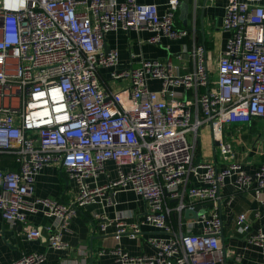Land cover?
<instances>
[{
    "label": "built area",
    "instance_id": "obj_1",
    "mask_svg": "<svg viewBox=\"0 0 264 264\" xmlns=\"http://www.w3.org/2000/svg\"><path fill=\"white\" fill-rule=\"evenodd\" d=\"M177 6L171 0L159 13L156 3L138 0H0V153L18 164L0 168V212L5 221L21 224L28 238H42L27 218L42 211L55 219L46 226L47 245L67 247L62 231L80 207L106 190L130 189L146 202L143 217L128 223L117 215L101 229L115 223L117 233L136 238L150 225L172 236H149L152 255L132 256L117 246V262L222 264L225 179L235 174L238 189L253 187L264 210V162L254 175L246 172L223 134L226 125L264 118V0H226L221 26L229 36L215 78L202 44L192 47L195 65L185 73L170 59L119 69L117 51L105 50V35L117 29L148 28L152 43L186 34L175 27ZM102 67L110 68L109 78L128 83L103 86ZM152 79L160 81L159 89L149 86ZM189 89L194 98L183 96ZM202 124L211 127L221 167L195 159ZM107 161L114 162L115 178L106 172ZM51 163L76 180L70 201L33 197L36 175ZM100 173L106 182L91 186L87 178ZM208 202L202 214L184 222L186 209ZM195 222L201 224L197 232L191 229ZM235 224L249 230L245 213L236 215ZM250 240L264 245V230ZM44 257L28 252L9 264H43Z\"/></svg>",
    "mask_w": 264,
    "mask_h": 264
},
{
    "label": "crops",
    "instance_id": "obj_2",
    "mask_svg": "<svg viewBox=\"0 0 264 264\" xmlns=\"http://www.w3.org/2000/svg\"><path fill=\"white\" fill-rule=\"evenodd\" d=\"M154 2L158 5L159 13H163L171 0H138ZM175 11L174 23L179 30L186 34L169 38L163 37L159 42H149L151 31L148 28L123 30L117 29L105 35V50L115 49L118 53L117 68L138 67L143 60L170 59L177 65V72L185 73L194 68L195 58L192 47L204 45L208 67L215 78L216 61L223 54L229 32L222 28V16L226 0H189L185 17L179 8ZM110 68L102 67L99 80L105 87L119 89L125 86L127 79L109 78ZM152 89H159L161 84L157 79L149 81ZM204 87H199L198 92ZM183 96L195 97V91L187 90ZM194 110V109H193ZM201 116V113H200ZM224 138L232 143L237 162L251 175L264 162V118H254L245 124L226 125L223 129ZM195 157L197 160L216 161L219 167L216 142L212 138L209 124L199 126L195 138ZM1 169H17L18 164L8 153H0ZM106 172L110 178H115V165L107 161ZM107 180L104 173L95 178H87L91 186L103 184ZM77 192V182L68 177L64 168L57 164L43 166L35 178L33 197H53L65 202L70 201ZM222 200L219 203V213L223 221L222 239L224 242L225 258L222 264H264V245L250 240V235L258 229L264 230V210H261L254 188L240 190L235 184V174L227 177L220 189ZM171 202H175L174 200ZM204 204V203H203ZM203 204H198L203 207ZM197 206V205H196ZM210 206V205H209ZM209 206H206L207 209ZM204 209V207L202 208ZM146 210L145 200L130 189H120L114 193L110 190L97 197V201L87 203L79 208L70 221L68 228L62 231V237L67 247L55 248L46 243L47 225H54L55 219L42 211L28 212L30 224L39 227L42 238H28L22 225L5 221L0 212V264H9L24 253L38 252L45 255L43 264H116L117 254L113 249L121 246L132 256L152 255L155 249L147 241L149 236L170 237L150 225H143L136 238L126 233H117L115 223L107 224L105 230L101 224L106 219H114L117 215L128 223L143 217ZM259 211V215L255 213ZM245 213L249 230L240 231L235 224V217ZM184 222L197 217H185ZM186 225L182 226L185 231ZM192 231L201 230V224L195 222ZM174 230L179 233V227L174 224ZM123 264H149L145 262H128Z\"/></svg>",
    "mask_w": 264,
    "mask_h": 264
},
{
    "label": "water",
    "instance_id": "obj_3",
    "mask_svg": "<svg viewBox=\"0 0 264 264\" xmlns=\"http://www.w3.org/2000/svg\"><path fill=\"white\" fill-rule=\"evenodd\" d=\"M188 4H189V0H181L180 1V4H179V8H180V11H181V15L183 17L186 16L187 14V10H188ZM105 46V45H104ZM212 203L211 202H208V203H205L203 204V207L205 208L206 206H209L211 205ZM201 205H197L195 206V208L193 210H188L186 209L184 211V216L185 217H197L198 215L202 214L203 213V208ZM223 238V237H222ZM224 244V243H223ZM116 264H120V262L116 263Z\"/></svg>",
    "mask_w": 264,
    "mask_h": 264
},
{
    "label": "rangeland",
    "instance_id": "obj_4",
    "mask_svg": "<svg viewBox=\"0 0 264 264\" xmlns=\"http://www.w3.org/2000/svg\"><path fill=\"white\" fill-rule=\"evenodd\" d=\"M191 139V137H189Z\"/></svg>",
    "mask_w": 264,
    "mask_h": 264
},
{
    "label": "trees",
    "instance_id": "obj_5",
    "mask_svg": "<svg viewBox=\"0 0 264 264\" xmlns=\"http://www.w3.org/2000/svg\"><path fill=\"white\" fill-rule=\"evenodd\" d=\"M195 159H196V157H195ZM197 160V159H196Z\"/></svg>",
    "mask_w": 264,
    "mask_h": 264
}]
</instances>
